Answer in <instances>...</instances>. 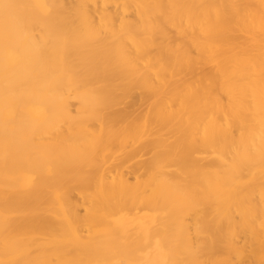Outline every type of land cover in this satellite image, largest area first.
Returning <instances> with one entry per match:
<instances>
[{"label":"bare ground","instance_id":"6f19581e","mask_svg":"<svg viewBox=\"0 0 264 264\" xmlns=\"http://www.w3.org/2000/svg\"><path fill=\"white\" fill-rule=\"evenodd\" d=\"M263 201L264 0H0V264H167L186 208L264 264Z\"/></svg>","mask_w":264,"mask_h":264},{"label":"rangeland","instance_id":"374dc122","mask_svg":"<svg viewBox=\"0 0 264 264\" xmlns=\"http://www.w3.org/2000/svg\"><path fill=\"white\" fill-rule=\"evenodd\" d=\"M210 75H213V76H215L216 77V79H215V83L216 84H218V83H220L221 81H220V79L218 78V75H219V73H217V72H211V73H209ZM147 105L148 104H143V105H141L140 107H139V112H142L143 110H145L146 109V107H147ZM144 106V107H143ZM140 109H143V110H140ZM138 111L136 112V113H139ZM197 157L198 158H200V159H202L201 161H200V164L201 165H203V164H205L206 162L205 161H207V160H209L211 157H209L208 155H197ZM138 160H139V158H137V160H132L131 161V163L129 164V165H131V170L135 173L136 171H137V162H138ZM137 161V162H136ZM135 166V170H134V167ZM135 174H137V172L135 173ZM133 176H134V174H133ZM133 176H131V178H130V180L133 178ZM129 180V182H133L134 183V181H133V179L130 181ZM129 203H127V201L126 200H122L120 203L123 205V210H122V212L121 213H119L118 214V216H117V218L119 219V220H121V221H123V222H125V223H127V224H129V223H131L132 222V225H133V222H135V221H139V220H145L146 218H147V216H149V215H153L154 213H156L157 211H152V210H149V209H146L142 204H141V202H139V201H128ZM264 202V201H263ZM125 203V204H124ZM136 204V205H135ZM128 206V207H124V206ZM134 206V207H133ZM138 208V209H137ZM128 211V212H127ZM129 214V215H128ZM191 215V216H190ZM182 219H183V221L185 222V224H187L188 226H187V229H185L184 230V232H182L181 233V238H180V240H179V243H178V245L175 247V248H173L174 250L171 252V258L172 259H170L169 261H168V263L167 264H189L188 263V261H187V255H188V253H189V251H190V249H191V244H192V232H190L191 231V229H190V227L189 226H191V219H192V211L190 210V209H184L183 210V212H182ZM187 220H188V222H187ZM190 220V221H189ZM130 225V224H129ZM132 229V228H131ZM133 229H134V227H133ZM130 230V229H129ZM131 233H132V235H131ZM131 235V236H130ZM128 236H129V238L133 241V240H136V238L138 237H140L141 239H142V237L141 236H139V234L135 231V230H131V231H129L128 232ZM136 237V238H135ZM137 238V239H138ZM139 238V239H140ZM182 240V241H181ZM188 241V242H187ZM181 242H183V243H181ZM188 243V244H187ZM184 248H185V250H184ZM188 250H187V249ZM139 249H141V250H139ZM133 250H138V251H141V252H139V253H141L140 255H152V254H156L157 252V250H155V249H153V247L152 246H150V247H147V248H145V247H142V248H140V247H138V248H134ZM178 252H176V251ZM138 251L137 252H134V254H135V256H136V258H140V255H139V253H138ZM148 251V252H147ZM143 252H144V254H143ZM151 252V253H150ZM182 252H184L186 255H184V254H182ZM174 253V254H173ZM180 253V254H179ZM176 254V255H175ZM179 254V256L181 255V257H179V256H177ZM183 257V258H182ZM122 258V257H121ZM181 258V259H180ZM176 261V262H175ZM126 262H127V260H126V258L124 259V257L122 258V259H120L119 258V261H118V264H126ZM161 264H163V262H161ZM247 264H254L253 262H249V263H247Z\"/></svg>","mask_w":264,"mask_h":264}]
</instances>
